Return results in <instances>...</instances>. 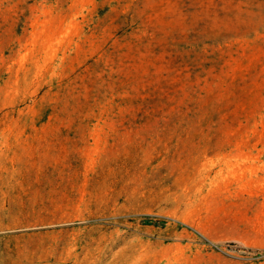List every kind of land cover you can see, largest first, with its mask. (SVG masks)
I'll use <instances>...</instances> for the list:
<instances>
[{"label":"rangeland","instance_id":"obj_1","mask_svg":"<svg viewBox=\"0 0 264 264\" xmlns=\"http://www.w3.org/2000/svg\"><path fill=\"white\" fill-rule=\"evenodd\" d=\"M0 264H264V0H0Z\"/></svg>","mask_w":264,"mask_h":264}]
</instances>
